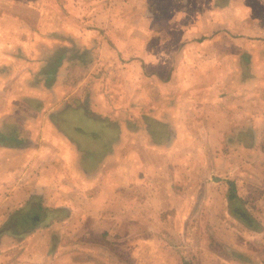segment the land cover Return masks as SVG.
<instances>
[{"label": "crops", "instance_id": "0c3cea01", "mask_svg": "<svg viewBox=\"0 0 264 264\" xmlns=\"http://www.w3.org/2000/svg\"><path fill=\"white\" fill-rule=\"evenodd\" d=\"M163 262L264 264V0H0V264Z\"/></svg>", "mask_w": 264, "mask_h": 264}, {"label": "rangeland", "instance_id": "374dc122", "mask_svg": "<svg viewBox=\"0 0 264 264\" xmlns=\"http://www.w3.org/2000/svg\"><path fill=\"white\" fill-rule=\"evenodd\" d=\"M258 4H260V3H258ZM253 5H255V4L253 3ZM258 10H260V5H257V11ZM262 166H263L262 163L261 164L259 163L258 167L260 169ZM34 204L36 205V202H34ZM51 216L58 217V214H57V212H56V214H55V212H51ZM194 218L195 217L190 218V220L188 221V224H189V222H191L190 226L188 227V231L186 229L183 230L181 224H179V226H178L179 234L177 233V235H183V237H184L182 239L183 242H181L183 247H185V246L189 247L191 245V243H192V240H190L191 237L194 240L196 239L195 241H196V243H198L197 242V236L201 235L202 226H203L202 224L204 223V221L200 217H198L197 219H194ZM46 219L47 218H46V215L44 214L43 210L40 211L36 207L32 208V209L30 208V209H28V211H25L21 214L20 213L17 214L15 216V220L12 223L8 224L5 229H7V231L12 230L15 232L17 230V232L20 234H23V233L26 234V233L31 232L35 228L44 227L46 225ZM210 228H212V227H210ZM205 230H207V229L205 228ZM202 235H203V233H202ZM124 258L127 260V258L125 256H124ZM163 264H168V263L163 262Z\"/></svg>", "mask_w": 264, "mask_h": 264}, {"label": "trees", "instance_id": "16d2710c", "mask_svg": "<svg viewBox=\"0 0 264 264\" xmlns=\"http://www.w3.org/2000/svg\"><path fill=\"white\" fill-rule=\"evenodd\" d=\"M230 185V194H229V198L233 199L235 197L234 195V188H233V184H229ZM34 201H36V199H33ZM37 205V204H36ZM38 208V207H37ZM54 217V216H51Z\"/></svg>", "mask_w": 264, "mask_h": 264}]
</instances>
